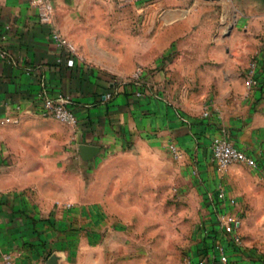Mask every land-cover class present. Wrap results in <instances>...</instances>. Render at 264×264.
Segmentation results:
<instances>
[{"label": "crops", "instance_id": "0c3cea01", "mask_svg": "<svg viewBox=\"0 0 264 264\" xmlns=\"http://www.w3.org/2000/svg\"><path fill=\"white\" fill-rule=\"evenodd\" d=\"M52 2L53 27L76 55L57 47L28 0H0V264L5 254L18 264H50L53 256L56 264H86L87 236L72 232V222L124 228L118 215L130 211L117 199L125 198L126 183L165 176L168 153L197 173L213 218L221 189L222 210L263 213L264 12H219L211 0H145L137 8L114 0ZM253 62L259 85L249 90ZM138 68L145 69L143 98L137 86L122 84ZM108 93L112 99L104 100ZM40 94L70 95L79 124L40 117ZM217 137L256 167L217 173ZM80 146L100 153L84 161ZM59 202L70 207L59 209Z\"/></svg>", "mask_w": 264, "mask_h": 264}, {"label": "rangeland", "instance_id": "374dc122", "mask_svg": "<svg viewBox=\"0 0 264 264\" xmlns=\"http://www.w3.org/2000/svg\"><path fill=\"white\" fill-rule=\"evenodd\" d=\"M211 1L219 12L224 8L238 14L239 9L252 7L264 12V0ZM167 159L165 176L156 172L148 184L138 185L132 178L126 183L125 198L117 199L130 211L118 215L120 222L127 223L124 228L95 231L75 218L72 223L77 229L71 231L87 236L83 252L86 264H197L203 255L213 256L218 242L224 244L217 221L209 213V191L197 173L190 166L171 161L169 153ZM214 192L212 187L210 193ZM257 202L263 213L249 208L238 216L243 222L237 231L240 242L227 245V264H264V198ZM56 207L70 205L59 202ZM208 264L221 263L215 260Z\"/></svg>", "mask_w": 264, "mask_h": 264}, {"label": "built area", "instance_id": "2783aa9c", "mask_svg": "<svg viewBox=\"0 0 264 264\" xmlns=\"http://www.w3.org/2000/svg\"><path fill=\"white\" fill-rule=\"evenodd\" d=\"M114 1L119 8H137L145 0ZM28 2L37 9L39 23L43 26H49L52 28V40L57 45V47L65 48L70 55H76L77 53L74 47L71 46L63 37V35L53 27L54 5L52 0H28ZM67 65L69 67H73L74 60L70 59L67 62ZM144 74L145 69L138 68L128 79L122 81V84L135 85L139 88V90L136 92V97L138 98L144 97V93L141 89ZM246 84L249 90L259 85L255 62H253L246 71ZM39 99L41 105L39 107L38 115L40 117L56 119L59 122L70 126H77L79 124L78 117L72 110L73 99L70 95L57 94L56 96H47L45 94H40ZM111 99V93H108L104 96V100ZM5 122L9 123L11 120L6 119ZM170 151L176 160L181 158V153L175 146H171ZM211 151L215 170L219 174L225 173L228 168L234 164H241L250 168H255L257 165L253 158H251L244 151L235 147L228 139L223 137H217L213 140ZM226 200V192L223 189L219 190L215 198V219L217 221L218 231L222 232L228 243L239 245L240 239L238 237L237 231L241 227L240 218L236 214L224 211L221 209V207H218V205L220 206V204L224 203ZM235 203L236 201L234 199H230L231 205H234ZM215 260L221 264H227L229 262L227 248L221 242H218V244L215 246L212 257L210 255H206V257H204L203 255V258L200 259L197 264H208L214 262ZM1 264L18 263L14 260L12 255L5 254L3 255Z\"/></svg>", "mask_w": 264, "mask_h": 264}, {"label": "water", "instance_id": "95a60500", "mask_svg": "<svg viewBox=\"0 0 264 264\" xmlns=\"http://www.w3.org/2000/svg\"><path fill=\"white\" fill-rule=\"evenodd\" d=\"M100 153V149L92 146H80L79 154L84 161H90ZM50 264H56V257L50 259Z\"/></svg>", "mask_w": 264, "mask_h": 264}]
</instances>
